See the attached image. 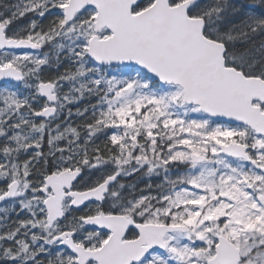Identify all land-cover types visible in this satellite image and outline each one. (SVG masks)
I'll list each match as a JSON object with an SVG mask.
<instances>
[{
  "label": "snow or ice",
  "instance_id": "obj_1",
  "mask_svg": "<svg viewBox=\"0 0 264 264\" xmlns=\"http://www.w3.org/2000/svg\"><path fill=\"white\" fill-rule=\"evenodd\" d=\"M0 264H264V0H0Z\"/></svg>",
  "mask_w": 264,
  "mask_h": 264
},
{
  "label": "rangeland",
  "instance_id": "obj_2",
  "mask_svg": "<svg viewBox=\"0 0 264 264\" xmlns=\"http://www.w3.org/2000/svg\"><path fill=\"white\" fill-rule=\"evenodd\" d=\"M9 2H14V0H9Z\"/></svg>",
  "mask_w": 264,
  "mask_h": 264
}]
</instances>
